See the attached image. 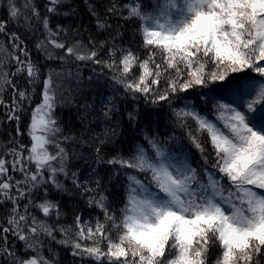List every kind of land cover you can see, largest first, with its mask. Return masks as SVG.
<instances>
[{
    "label": "snow or ice",
    "instance_id": "1",
    "mask_svg": "<svg viewBox=\"0 0 264 264\" xmlns=\"http://www.w3.org/2000/svg\"><path fill=\"white\" fill-rule=\"evenodd\" d=\"M66 2L0 0V264H264V0Z\"/></svg>",
    "mask_w": 264,
    "mask_h": 264
},
{
    "label": "trees",
    "instance_id": "2",
    "mask_svg": "<svg viewBox=\"0 0 264 264\" xmlns=\"http://www.w3.org/2000/svg\"><path fill=\"white\" fill-rule=\"evenodd\" d=\"M145 2H149V0H145ZM48 3V0H35V4L38 6L39 11L43 14L45 12L44 5ZM102 3V0H67V2L61 7V12H70L71 14L68 16L60 15L53 17L51 20V26L55 28L57 23H62L65 28H71L73 34L76 33V30H79L81 33H83V39H87L88 32L95 29V19L91 17L89 11H88V4H100ZM74 9V12H71V10ZM85 29H88V31H85ZM39 35V33H37ZM131 36V29L128 31V37ZM29 39L32 40V37L29 36ZM35 41L32 40V43L30 44V47L32 49V58L33 60H39L41 64H44V60L42 55L38 54L34 47ZM48 67L54 68L55 64H49ZM47 68L44 69L45 72H47ZM83 78L85 81L86 87L84 88V92L87 95V99L90 103H95L97 106H99L101 101V93H109L110 89L106 84L103 83V81L100 82V85H96L95 80L93 81V85L91 87L87 86V77L90 74L89 69H83L82 70ZM107 79V78H105ZM79 101L81 104L83 103V98L77 94L75 97V100L73 99L71 94H67L65 96V102L61 104L60 107L57 109V116L59 119L67 125L69 128H71L73 125L76 126L75 130L79 131V112L77 110L76 102ZM126 117H125V125H126ZM97 132L102 131L101 127H97L96 124L91 125ZM125 131L127 132V128H125ZM130 135V132L128 133ZM7 133L0 129V145H3L7 142ZM118 139H124V137H118ZM117 147H120L118 144ZM125 149L127 148V145H124ZM195 152V149H193ZM196 157H199V153H196ZM80 161L73 159V164H79ZM107 165H101L100 168L103 170L106 168ZM73 171H79L78 168H73ZM101 174L104 175L103 171H101ZM73 198L69 196H64L63 201L67 205L68 209L71 208V200ZM102 219V217H101ZM59 251L60 257L62 260L65 261V264H68V262L71 260V257L68 256L67 252L63 248H57Z\"/></svg>",
    "mask_w": 264,
    "mask_h": 264
}]
</instances>
